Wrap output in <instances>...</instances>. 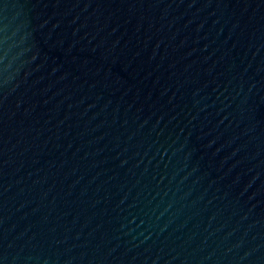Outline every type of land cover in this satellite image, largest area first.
I'll return each instance as SVG.
<instances>
[{"label":"water","instance_id":"water-1","mask_svg":"<svg viewBox=\"0 0 264 264\" xmlns=\"http://www.w3.org/2000/svg\"><path fill=\"white\" fill-rule=\"evenodd\" d=\"M0 264H264V0H0Z\"/></svg>","mask_w":264,"mask_h":264}]
</instances>
